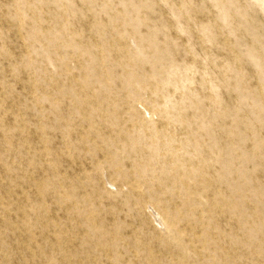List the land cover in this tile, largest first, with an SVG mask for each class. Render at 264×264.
Masks as SVG:
<instances>
[{
    "label": "rangeland",
    "instance_id": "obj_1",
    "mask_svg": "<svg viewBox=\"0 0 264 264\" xmlns=\"http://www.w3.org/2000/svg\"><path fill=\"white\" fill-rule=\"evenodd\" d=\"M0 264H264V0H0Z\"/></svg>",
    "mask_w": 264,
    "mask_h": 264
}]
</instances>
